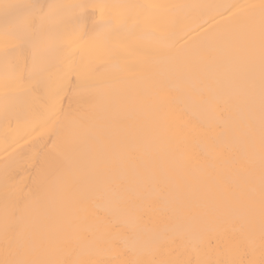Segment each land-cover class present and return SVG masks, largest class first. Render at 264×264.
Returning <instances> with one entry per match:
<instances>
[{"label":"bare ground","instance_id":"obj_1","mask_svg":"<svg viewBox=\"0 0 264 264\" xmlns=\"http://www.w3.org/2000/svg\"><path fill=\"white\" fill-rule=\"evenodd\" d=\"M74 2V0H64ZM92 3H124L136 6L132 13L147 24L143 36L124 34L120 39L127 55L125 59L105 63L101 71L87 82L82 71L69 70L96 50L97 40L82 42L74 50L81 55L52 53L47 60L51 69V87L55 98L49 97V86L42 83L31 95H19L5 116L0 109V259L5 258L7 243L3 231L5 201L18 204L39 189L40 196H50L52 204L47 227L50 236L63 241L48 246L46 258H67L72 249L96 243L99 255L88 257L102 264H112L109 235L116 238L119 248L143 249L145 260L149 251L166 246L173 255L193 264L201 260L211 264H259L261 247L260 204L257 194L252 230L234 215L206 213L205 223L192 230L176 226L166 213L148 211L164 208L174 198L171 184H156L149 188L146 199L137 206L147 214L138 213L139 220L126 222L110 200L96 195L82 199L79 190L86 189L93 173L106 168L100 155L107 142L85 143L75 157L54 146L57 131L61 135L80 115L87 113L97 124L107 126L117 139H135L137 148L128 151L133 159L155 160L172 170L173 180L194 199L209 202L224 195L229 199L241 195V205L247 201L243 193L248 185L243 174L248 166L240 161L224 165L244 146L248 133V111L244 88L247 65L239 44L229 45L220 38L234 34L237 9L233 5L258 4L260 0H89ZM155 6L145 9L140 6ZM173 5L185 7L174 8ZM91 27V21L86 23ZM155 32L152 35L151 32ZM97 61L99 55L93 57ZM134 66V67H133ZM61 68L65 69L61 72ZM5 71L0 66V95L3 94ZM259 79V68L256 69ZM223 84L210 107L203 105L209 90ZM256 89L257 128L259 137ZM54 104V107L52 106ZM211 126H206L208 124ZM217 124H223L221 128ZM212 138L218 142L213 144ZM124 154V150L121 151ZM77 172L72 191L53 193L48 178ZM7 170V189L5 171ZM259 169L255 174L258 193ZM127 199V196L125 197ZM201 214L205 215L204 210ZM31 213L26 212L25 217ZM83 219L85 222H81ZM17 227L28 229L30 221L16 217ZM120 227L114 228V225ZM137 233L139 236L137 238ZM232 240L225 244L224 235ZM134 255L122 257L134 259Z\"/></svg>","mask_w":264,"mask_h":264},{"label":"snow or ice","instance_id":"obj_2","mask_svg":"<svg viewBox=\"0 0 264 264\" xmlns=\"http://www.w3.org/2000/svg\"><path fill=\"white\" fill-rule=\"evenodd\" d=\"M136 6L124 3H92L89 0H0V66L5 71L3 81V94L0 95V109L5 116L13 108V100L19 95H31L39 90L42 83L49 86V97L55 98V91L51 87L50 77L47 73L51 69L47 66L48 57L52 53H68L67 61L72 54L81 55L78 49L82 42L97 40L96 50L88 56H81V62L69 70L82 71L85 82L95 73L101 71L105 63L111 60L126 58V51L122 47L121 37L143 36L147 24L135 16L131 9ZM150 9L155 6H140ZM170 7L180 8L183 5ZM237 9V26L234 34L225 35L220 39L229 45L239 44L245 54L247 72L245 74L244 97L248 111V133L244 146L232 160L223 162L224 165L243 161L248 170L243 174L244 182L248 185L243 193L246 205H241V195L236 194L229 199L224 195L218 200L209 202L205 199H194L191 195L173 180L172 170L163 163L143 159H133L127 155L128 151H135V139H117L110 128L97 124L91 120L87 113L80 115L72 122L66 132L61 135L58 130L57 142L54 146L67 154L69 158L77 155L78 149L85 143L107 142L108 147L102 149V156L106 168L99 173H93L94 179L86 189L79 190L82 199L96 195L110 200L117 208L118 214L126 222L137 223L138 213L147 212L137 206V201L146 199L149 188L156 184H171L174 198L164 208L149 209L166 213L170 221L178 227L192 230L203 225L206 213L216 215L238 216L244 221L249 231L252 230V221L255 214V201L257 194L260 204L261 240L264 241V0L258 4L233 5L229 8ZM91 21V27L86 23ZM155 35V32H151ZM99 55L97 61L93 57ZM259 68V79H256V69ZM134 67V66H133ZM65 69L61 68V72ZM259 89L258 128L257 140V104L256 89ZM224 85L217 82L215 90L210 89L209 96L202 102L210 107L215 97L224 91ZM54 107V104L52 105ZM206 126H211L209 123ZM223 128V124H217ZM213 144L218 146L215 138ZM124 150V154L121 151ZM258 163L259 184L258 193L255 186V174ZM69 169L56 177H49L53 193L72 191L76 185L77 172ZM7 170L5 171V188L7 189ZM127 196V199L125 197ZM52 199L50 196H40L39 189L30 193L25 200L18 204L5 201L3 209V231L7 243L5 258L0 264H93L88 257L99 255L101 249L96 243L81 246L67 252V258H46L48 246L60 244L58 238L50 236L47 221L50 216ZM204 210L205 215L201 214ZM31 213L25 217V213ZM16 217L30 221L28 229L19 228L15 222ZM81 222H85L81 219ZM120 224L114 225L119 228ZM139 233H137V238ZM224 243L232 240L230 234L225 233ZM108 243L112 250H118L112 257V264H193L191 260L183 259V253L173 255L166 246L160 245L149 251L152 259L143 258V249L119 248V242L109 235ZM134 255V259L123 260L122 257ZM261 260L264 264V244L261 247ZM95 264H102L96 261ZM199 264H211L210 261L201 260ZM235 264V262H234ZM246 264H255L247 261Z\"/></svg>","mask_w":264,"mask_h":264}]
</instances>
